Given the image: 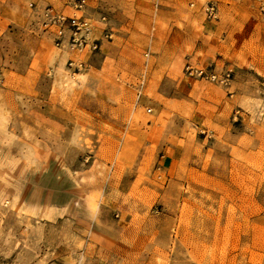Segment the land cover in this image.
<instances>
[{
  "label": "rangeland",
  "instance_id": "1",
  "mask_svg": "<svg viewBox=\"0 0 264 264\" xmlns=\"http://www.w3.org/2000/svg\"><path fill=\"white\" fill-rule=\"evenodd\" d=\"M65 1L0 0V264H264L259 1L215 0L211 21L208 0H150L169 40ZM47 8L98 47L70 51Z\"/></svg>",
  "mask_w": 264,
  "mask_h": 264
},
{
  "label": "crops",
  "instance_id": "2",
  "mask_svg": "<svg viewBox=\"0 0 264 264\" xmlns=\"http://www.w3.org/2000/svg\"><path fill=\"white\" fill-rule=\"evenodd\" d=\"M65 3L66 4L62 5L63 10L72 12L71 0H66ZM97 7L107 9L112 13L114 12V16L121 18V22L118 23L117 29L118 32L122 34L118 36L119 40H134L132 38L133 33H135L137 29L142 28V26L156 31L155 35L152 33L153 36H148V32V34H146V40H169V38L161 39L159 36H156L159 29V22L162 23L163 18L161 16L162 12L160 10L155 11V6L150 0H88V9L90 11L96 12L95 10H97ZM166 13H169V11H166ZM167 17L172 19V22L167 19L166 23L168 25L173 24L175 18L173 14H167ZM221 23V16H219V19L215 22L204 21L202 25V39L206 41L213 40V42L217 40L219 36H221Z\"/></svg>",
  "mask_w": 264,
  "mask_h": 264
},
{
  "label": "built area",
  "instance_id": "3",
  "mask_svg": "<svg viewBox=\"0 0 264 264\" xmlns=\"http://www.w3.org/2000/svg\"><path fill=\"white\" fill-rule=\"evenodd\" d=\"M87 0H72V6L75 9H81L86 5ZM259 1V9L264 13V0ZM205 16L209 20H215L218 17L217 4L215 0H208L203 5ZM45 23L49 25H57L61 30L67 28V47L70 51H81L88 47L89 49H96L98 47L97 39L90 38L91 26L90 22L86 18L72 17L68 20L56 13L52 8L45 9L43 13ZM66 26V27H65ZM106 37L111 38L110 33H106ZM61 44V43H58ZM72 64V62H70ZM185 73L188 77L200 78L203 80L223 82L228 78V73L219 75L215 68L211 65L208 66H194L190 63L185 64Z\"/></svg>",
  "mask_w": 264,
  "mask_h": 264
}]
</instances>
